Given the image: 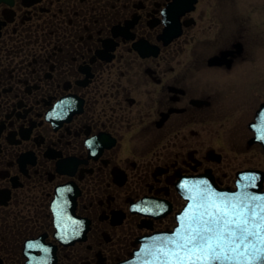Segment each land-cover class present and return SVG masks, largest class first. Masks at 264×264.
<instances>
[{"label": "flooded vegetation", "instance_id": "flooded-vegetation-1", "mask_svg": "<svg viewBox=\"0 0 264 264\" xmlns=\"http://www.w3.org/2000/svg\"><path fill=\"white\" fill-rule=\"evenodd\" d=\"M259 50L264 0H0V264H118L184 176L264 190Z\"/></svg>", "mask_w": 264, "mask_h": 264}, {"label": "water", "instance_id": "water-1", "mask_svg": "<svg viewBox=\"0 0 264 264\" xmlns=\"http://www.w3.org/2000/svg\"><path fill=\"white\" fill-rule=\"evenodd\" d=\"M246 175H238L232 191L220 188L209 173L189 179L181 189L187 203L177 214L178 224L143 240L131 264H151L150 258L152 264H264V192L259 184H248ZM211 219L221 225L232 222L209 241L218 256L215 261L207 245L201 249L188 243L193 229ZM237 224L247 229L243 243L229 235Z\"/></svg>", "mask_w": 264, "mask_h": 264}, {"label": "snow or ice", "instance_id": "snow-or-ice-1", "mask_svg": "<svg viewBox=\"0 0 264 264\" xmlns=\"http://www.w3.org/2000/svg\"><path fill=\"white\" fill-rule=\"evenodd\" d=\"M232 223L231 221L225 222L224 225H221L219 221L215 219L204 221L202 224H199L197 228L193 229L194 235L190 233V239L188 243H193L194 247L203 249L206 245L212 253V260L215 261L218 259L215 248L209 243L212 236L220 237L224 228L227 224ZM211 234V236L209 235ZM230 237L235 235L239 243L247 238V229L241 227L237 224V228L234 231H230ZM239 246V245H238Z\"/></svg>", "mask_w": 264, "mask_h": 264}, {"label": "rangeland", "instance_id": "rangeland-1", "mask_svg": "<svg viewBox=\"0 0 264 264\" xmlns=\"http://www.w3.org/2000/svg\"><path fill=\"white\" fill-rule=\"evenodd\" d=\"M257 52L264 54V50H259ZM216 145H217V148H219L221 151H223V153H225V155H229V156L232 155L231 148H235V150H238V152H241L240 147H237V146H228V145H224L222 143H216ZM219 145L222 147H218ZM236 148H239V149H236ZM229 156H227V157H229Z\"/></svg>", "mask_w": 264, "mask_h": 264}]
</instances>
